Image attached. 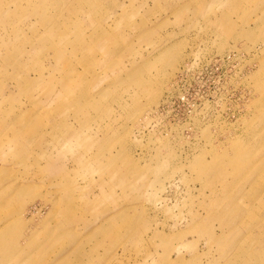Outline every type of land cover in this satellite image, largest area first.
<instances>
[{"label":"rangeland","instance_id":"1","mask_svg":"<svg viewBox=\"0 0 264 264\" xmlns=\"http://www.w3.org/2000/svg\"><path fill=\"white\" fill-rule=\"evenodd\" d=\"M0 264H264V0H0Z\"/></svg>","mask_w":264,"mask_h":264}]
</instances>
